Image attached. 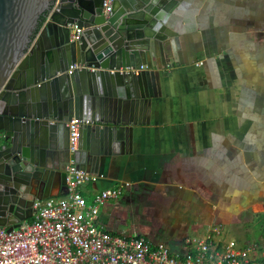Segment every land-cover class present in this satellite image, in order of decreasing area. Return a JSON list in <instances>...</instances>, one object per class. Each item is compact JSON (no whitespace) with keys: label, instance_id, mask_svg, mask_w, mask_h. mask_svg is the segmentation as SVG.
I'll return each mask as SVG.
<instances>
[{"label":"crops","instance_id":"1","mask_svg":"<svg viewBox=\"0 0 264 264\" xmlns=\"http://www.w3.org/2000/svg\"><path fill=\"white\" fill-rule=\"evenodd\" d=\"M169 24L180 49L175 63L168 46L167 68L151 73L147 122L135 130L129 151L87 169L92 179L81 192L91 203L100 191L121 188L101 206L98 224L174 253H186L193 247L186 240H202L215 227L223 241L225 227L239 244L258 241L264 236V0H184ZM64 192L62 182L50 191ZM137 199L165 223L127 229L120 208Z\"/></svg>","mask_w":264,"mask_h":264},{"label":"water","instance_id":"2","mask_svg":"<svg viewBox=\"0 0 264 264\" xmlns=\"http://www.w3.org/2000/svg\"><path fill=\"white\" fill-rule=\"evenodd\" d=\"M182 1L111 0L105 13L103 0H0L1 227L18 228L35 199L65 186L70 160L87 171L131 149L168 46L177 62L169 20ZM71 119L89 121L73 153Z\"/></svg>","mask_w":264,"mask_h":264},{"label":"built area","instance_id":"3","mask_svg":"<svg viewBox=\"0 0 264 264\" xmlns=\"http://www.w3.org/2000/svg\"><path fill=\"white\" fill-rule=\"evenodd\" d=\"M111 0H103V11ZM81 29L73 26L72 40ZM80 68L77 65L72 69ZM137 73V70H133ZM88 120L67 123L70 153L78 150L82 126ZM92 179L70 160L66 167L65 192L46 199H35L31 221L7 231L0 226V264H264V236L255 242L239 244L220 239L221 229H210L202 240H186L192 249L172 252L162 243L143 237H118L97 222L99 210L109 199L120 196L121 188L105 189L87 203L81 187Z\"/></svg>","mask_w":264,"mask_h":264},{"label":"rangeland","instance_id":"4","mask_svg":"<svg viewBox=\"0 0 264 264\" xmlns=\"http://www.w3.org/2000/svg\"><path fill=\"white\" fill-rule=\"evenodd\" d=\"M120 211L124 213L126 223L124 224L127 229H145L148 227L149 229L152 227L153 229L158 228L160 225H163L166 221V217L159 216L154 211L152 212L150 209L146 208L144 206V201L141 200H134L129 202H126V206L122 205L120 208ZM31 221V220H26ZM229 227L224 228L225 236L227 241L228 240H234L235 237L229 233L228 231ZM231 233H233V229H231ZM191 238H195V240H200L201 238L196 237L195 235H192ZM173 250L172 248H170ZM175 251V250H174Z\"/></svg>","mask_w":264,"mask_h":264},{"label":"trees","instance_id":"5","mask_svg":"<svg viewBox=\"0 0 264 264\" xmlns=\"http://www.w3.org/2000/svg\"><path fill=\"white\" fill-rule=\"evenodd\" d=\"M29 220H31V219H29Z\"/></svg>","mask_w":264,"mask_h":264}]
</instances>
